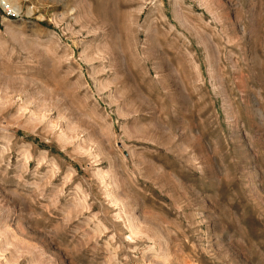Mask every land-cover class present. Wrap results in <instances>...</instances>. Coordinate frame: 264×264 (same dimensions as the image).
Wrapping results in <instances>:
<instances>
[{"label": "rangeland", "instance_id": "1", "mask_svg": "<svg viewBox=\"0 0 264 264\" xmlns=\"http://www.w3.org/2000/svg\"><path fill=\"white\" fill-rule=\"evenodd\" d=\"M148 263L264 264V0H0V264Z\"/></svg>", "mask_w": 264, "mask_h": 264}, {"label": "bare ground", "instance_id": "2", "mask_svg": "<svg viewBox=\"0 0 264 264\" xmlns=\"http://www.w3.org/2000/svg\"><path fill=\"white\" fill-rule=\"evenodd\" d=\"M194 32H195V31H194ZM222 89H223V88H222ZM222 94H223V96H224V99L227 100V99H226V98H227V97H226V94H225V92H224L223 90H222ZM231 112H232V109H231V107H230V104H228V113L230 114V116H229V117H230V122L233 124V123H234V118H235V117L232 116ZM59 136H60V135H59ZM61 136H62V135H61ZM57 137H58V135H57ZM58 139H62V138H61V137H58ZM64 140H65V139H64ZM60 142H62V141L60 140ZM62 143H63V142H62ZM77 148H78V146H77ZM74 149L76 150L75 147H74ZM78 150H79V149H78ZM76 151H77V150H76ZM79 151H80V150H79ZM79 151H78V152H79ZM41 155L44 156L43 153H41ZM23 159H24V163H26V162L28 161V159H29V153L26 152V153L24 154V156H23ZM94 175H95V177H96L98 183L100 184V186H101L100 189H101V191H102V193H103V183H104V179H103L104 176H103V173H101V171H100L99 169H97V170L95 171V174H94ZM94 175H93V176H94ZM77 186H78V185H77ZM76 188H79V187H76ZM105 192L107 193V191H105ZM83 195H84V194H83ZM111 196H112V195H111ZM109 198H110V196H109ZM111 199H112V201H115L116 198L113 196ZM78 200H79V199H78ZM78 200H77V202L75 201L76 204H77V203H79V204L81 203V204H82L83 200H82V201H80V200L78 201ZM79 204H78V205H79ZM88 205H89V204H88ZM74 206H75V205H74ZM80 206H81V205H80ZM85 206H86V205H85ZM77 207H78V206H77ZM131 220H132V216H127V217H126L127 227H129V228H130V225H131ZM97 222H98V221H97ZM96 225H98V226L101 225L100 221H99ZM102 225H103V224H102ZM101 227H102V226H101ZM98 230H100V229H98ZM137 233H138V232H133V231H132V232H130V234H131L130 236L133 238L132 235H135V237H136V236H137ZM146 238H147V237H146ZM151 247H152L151 245H148L146 248H147V249H150ZM160 247H162V250H163V247H164L163 244H161ZM149 252H150V251H146V252H143V253L141 254V258H142L144 261H146V262H149V257H150ZM163 252H164V250H163ZM148 264H149V263H148ZM158 264H161V263H158Z\"/></svg>", "mask_w": 264, "mask_h": 264}]
</instances>
